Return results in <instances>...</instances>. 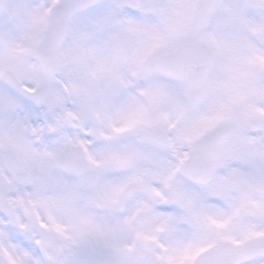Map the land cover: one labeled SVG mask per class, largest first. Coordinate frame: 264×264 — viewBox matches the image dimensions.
<instances>
[{"label": "snow or ice", "instance_id": "6c2138e0", "mask_svg": "<svg viewBox=\"0 0 264 264\" xmlns=\"http://www.w3.org/2000/svg\"><path fill=\"white\" fill-rule=\"evenodd\" d=\"M0 264H264V0H0Z\"/></svg>", "mask_w": 264, "mask_h": 264}]
</instances>
